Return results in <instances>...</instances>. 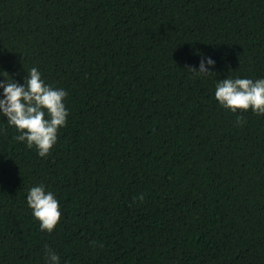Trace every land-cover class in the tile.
<instances>
[{"label":"trees","instance_id":"trees-1","mask_svg":"<svg viewBox=\"0 0 264 264\" xmlns=\"http://www.w3.org/2000/svg\"><path fill=\"white\" fill-rule=\"evenodd\" d=\"M193 50L215 73L186 68ZM32 66L68 116L46 157L0 116V264L44 245L61 264H264V115L214 98L264 76V0H0V69ZM40 182L51 233L25 200Z\"/></svg>","mask_w":264,"mask_h":264},{"label":"clouds","instance_id":"clouds-1","mask_svg":"<svg viewBox=\"0 0 264 264\" xmlns=\"http://www.w3.org/2000/svg\"><path fill=\"white\" fill-rule=\"evenodd\" d=\"M192 54L200 59L196 66L186 67L191 73L198 76L215 73L212 66L216 60L211 55L199 50H193ZM66 96L64 88L46 83L36 66L29 68L22 82L13 80L7 71L0 69V116L6 117V122L15 127L18 133L15 140L29 148L35 147L41 157L49 154L56 144L59 129L66 124ZM214 98L220 107L230 112L250 109L257 115H264V76L217 79ZM236 122L241 123L239 115ZM136 198L143 201L144 193H139ZM25 200L40 230L51 233L61 217L56 194L40 182L27 189ZM43 257L44 264H61L60 255L47 245H44Z\"/></svg>","mask_w":264,"mask_h":264}]
</instances>
